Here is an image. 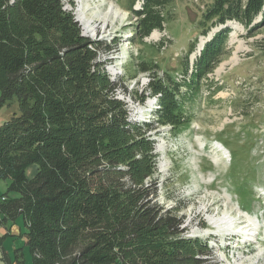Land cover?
<instances>
[{
    "label": "trees",
    "instance_id": "obj_1",
    "mask_svg": "<svg viewBox=\"0 0 264 264\" xmlns=\"http://www.w3.org/2000/svg\"><path fill=\"white\" fill-rule=\"evenodd\" d=\"M170 1L131 9L134 39L145 44L165 30ZM230 23L250 36L263 29L264 0L207 6L201 36L221 28L196 58L190 82L155 75L147 91L159 108L152 121L131 122L126 104L113 97L120 84L99 62L104 43L83 35L64 0H0V109L14 99L20 107L0 126V181L9 183L0 214L23 220L32 264H211L209 243L186 237L180 210L158 202L159 156L150 133L170 127L176 135L187 123L188 95L197 96L227 55ZM117 41L105 44L110 53ZM156 69L142 63L143 72Z\"/></svg>",
    "mask_w": 264,
    "mask_h": 264
},
{
    "label": "rangeland",
    "instance_id": "obj_2",
    "mask_svg": "<svg viewBox=\"0 0 264 264\" xmlns=\"http://www.w3.org/2000/svg\"><path fill=\"white\" fill-rule=\"evenodd\" d=\"M213 1H170L163 11L165 30L155 31L145 44L134 39L138 20L131 12L141 10L144 0H64V8L73 12L84 36L104 43L99 62L120 84L113 97L126 104L129 121L139 122L153 119L155 106L150 103L158 98L150 96L147 87L155 75L170 74L181 85L190 82H179L178 75L198 40L189 56L192 73L199 46L207 41L201 36L202 14ZM227 25L232 31L227 55L202 81L197 96L188 95L187 123L176 135L170 127L150 133L159 156L154 180L160 183L159 204L180 210L186 237L209 243L211 264H264V28L250 36L240 25ZM220 28L213 29L212 36ZM115 40L117 50L110 53L105 44L113 46ZM143 62L158 69L143 72ZM19 108L16 99L5 104L0 126L18 115ZM220 143L231 157L218 149ZM36 172L33 166L28 176ZM8 186L0 181V202ZM17 221L23 231L20 240L26 227L21 218Z\"/></svg>",
    "mask_w": 264,
    "mask_h": 264
},
{
    "label": "crops",
    "instance_id": "obj_3",
    "mask_svg": "<svg viewBox=\"0 0 264 264\" xmlns=\"http://www.w3.org/2000/svg\"><path fill=\"white\" fill-rule=\"evenodd\" d=\"M4 218L5 216L0 214V264H32L26 247V238L17 239V236H22V225L20 226L17 220L12 223L5 221ZM9 223H12L11 227H9ZM17 250H20L19 254H17Z\"/></svg>",
    "mask_w": 264,
    "mask_h": 264
},
{
    "label": "bare ground",
    "instance_id": "obj_4",
    "mask_svg": "<svg viewBox=\"0 0 264 264\" xmlns=\"http://www.w3.org/2000/svg\"><path fill=\"white\" fill-rule=\"evenodd\" d=\"M230 24H231V23H230ZM230 24H229V25H230ZM232 25H239V24H238V23H232ZM240 26H241V25H240ZM233 27H234V26H233ZM236 27H237V26H235L234 28L236 29ZM87 30H92V29H91V26H89V24H88V26H87ZM211 36H212V34L210 35V38H211ZM207 41H208V39H207ZM202 45H203V43L199 46V54H200V52L202 51V50H201V48H203ZM203 46H204V45H203ZM196 53H197V52H196ZM233 60H236V58H234ZM233 60H231V61H233ZM225 65H226V64L222 65V66H221V69H224V66H225ZM219 71H220V69H219ZM180 78L183 79L182 77H180ZM217 147H218V149H219L220 151L226 153V155H227V154L229 155L228 150L225 149V148L223 147V145L218 144ZM214 223H215V222H214Z\"/></svg>",
    "mask_w": 264,
    "mask_h": 264
},
{
    "label": "built area",
    "instance_id": "obj_5",
    "mask_svg": "<svg viewBox=\"0 0 264 264\" xmlns=\"http://www.w3.org/2000/svg\"><path fill=\"white\" fill-rule=\"evenodd\" d=\"M6 200H5V197L2 199V202H5Z\"/></svg>",
    "mask_w": 264,
    "mask_h": 264
},
{
    "label": "water",
    "instance_id": "obj_6",
    "mask_svg": "<svg viewBox=\"0 0 264 264\" xmlns=\"http://www.w3.org/2000/svg\"><path fill=\"white\" fill-rule=\"evenodd\" d=\"M209 40V39H208Z\"/></svg>",
    "mask_w": 264,
    "mask_h": 264
}]
</instances>
